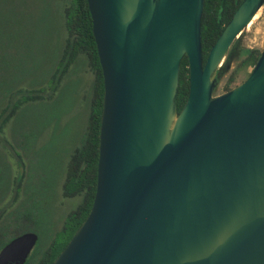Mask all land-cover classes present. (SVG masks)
<instances>
[{"label": "water", "instance_id": "water-1", "mask_svg": "<svg viewBox=\"0 0 264 264\" xmlns=\"http://www.w3.org/2000/svg\"><path fill=\"white\" fill-rule=\"evenodd\" d=\"M87 3L104 85L96 190L51 264H264V48L244 81L214 95L264 0L240 2L204 64V0ZM37 239L10 240L0 264H23Z\"/></svg>", "mask_w": 264, "mask_h": 264}, {"label": "rangeland", "instance_id": "rangeland-1", "mask_svg": "<svg viewBox=\"0 0 264 264\" xmlns=\"http://www.w3.org/2000/svg\"><path fill=\"white\" fill-rule=\"evenodd\" d=\"M69 1L8 0L5 11L9 45L2 73L0 61V76L7 74L12 61L19 73L10 86L44 95L21 105L0 135L1 244L15 234L34 232L38 239L29 255L59 233L66 215L81 201L80 196L64 198L62 188L70 155L84 139L90 113L93 74L87 57H77L56 90L50 82L66 37L63 8ZM263 48L264 3L229 48L230 62L216 75L214 95L244 81L253 66L237 70V64L246 50ZM232 74L234 79L227 84ZM14 174L19 176L18 187Z\"/></svg>", "mask_w": 264, "mask_h": 264}, {"label": "trees", "instance_id": "trees-1", "mask_svg": "<svg viewBox=\"0 0 264 264\" xmlns=\"http://www.w3.org/2000/svg\"><path fill=\"white\" fill-rule=\"evenodd\" d=\"M241 1L242 0H204L201 16L203 64L206 61L210 48L215 43L227 22L233 16ZM63 14L66 37L64 38L62 52L57 59L56 67L50 75L52 91L57 89L61 80L80 54L87 57L89 69L93 74L90 113L85 136L81 145L75 148L70 155L62 188V196L64 198L80 196L81 201L75 209L66 215L59 233L54 238H51L43 249L37 250L33 252V254H28L29 257L32 255L29 264H51L53 262L88 215L96 190L99 157V127L104 91L102 69L92 32V19L87 0H70L69 3L64 6ZM230 57L228 50L224 63L219 69L220 71L229 64ZM258 57V50H246L244 58L237 64V70L247 65L254 66ZM15 65L16 64L12 61H8L7 74L5 76H0V135H3V129L6 123L16 114L21 105L28 101L44 97L38 90H30L24 93V90H21V87H19L21 85H16L15 87L10 86V84H14L10 81H13V78H18L17 74L19 71L18 69H14ZM25 71L26 70L23 72ZM28 72L31 73L32 71ZM233 79L234 75L232 74L228 78L227 84L231 83ZM189 84V60L187 55L184 54L180 62L179 84L176 97L178 113L187 100ZM2 139H5L4 136ZM11 177L14 180L13 183L15 186L18 187L20 183L18 180L19 176L14 174V177L13 175ZM15 197L12 199H15ZM1 215L2 211H0V218L2 217ZM12 238L13 237H10L2 244L0 241V246H4V244ZM32 250L33 248L31 251ZM29 257L26 258L23 264H28Z\"/></svg>", "mask_w": 264, "mask_h": 264}, {"label": "flooded vegetation", "instance_id": "flooded-vegetation-1", "mask_svg": "<svg viewBox=\"0 0 264 264\" xmlns=\"http://www.w3.org/2000/svg\"><path fill=\"white\" fill-rule=\"evenodd\" d=\"M8 7V0H0V61H1V73L3 72V67H4V61L7 60L5 50H7V46L9 45V36H8V26H7V14L5 11L7 10ZM5 29V30H3ZM7 31V33H6ZM2 216V215H1ZM2 217L0 218L1 221ZM21 233L15 234L13 237L15 238ZM12 238V239H13ZM10 239V240H12ZM8 240V239H7ZM9 240V241H10ZM1 241V239H0ZM9 241H7L4 245H6ZM4 246H0V249H2Z\"/></svg>", "mask_w": 264, "mask_h": 264}]
</instances>
